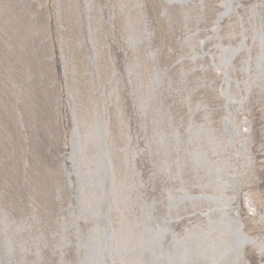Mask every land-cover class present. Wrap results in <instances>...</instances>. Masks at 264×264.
<instances>
[{"label": "rangeland", "instance_id": "374dc122", "mask_svg": "<svg viewBox=\"0 0 264 264\" xmlns=\"http://www.w3.org/2000/svg\"><path fill=\"white\" fill-rule=\"evenodd\" d=\"M157 1L0 0V53L12 54L13 79L26 65L32 88L47 86L60 66L57 147H68L81 187L90 164L99 188L98 204L80 203L70 166L69 180L58 171L55 206L34 205L45 230L28 217L0 220V264H264V0H164L165 24L150 9ZM84 28L97 34L90 47ZM117 29L124 72L109 57ZM175 30L182 81L169 101L160 51ZM10 81L2 74V89Z\"/></svg>", "mask_w": 264, "mask_h": 264}]
</instances>
